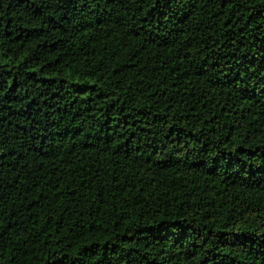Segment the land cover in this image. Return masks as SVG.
I'll list each match as a JSON object with an SVG mask.
<instances>
[{"label": "trees", "instance_id": "16d2710c", "mask_svg": "<svg viewBox=\"0 0 264 264\" xmlns=\"http://www.w3.org/2000/svg\"><path fill=\"white\" fill-rule=\"evenodd\" d=\"M0 264H264V0H0Z\"/></svg>", "mask_w": 264, "mask_h": 264}]
</instances>
